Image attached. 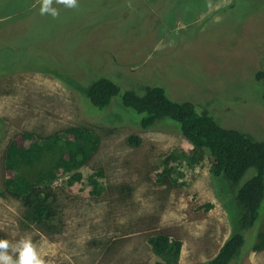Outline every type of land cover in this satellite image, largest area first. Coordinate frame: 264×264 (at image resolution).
I'll return each instance as SVG.
<instances>
[{
	"label": "rangeland",
	"instance_id": "obj_1",
	"mask_svg": "<svg viewBox=\"0 0 264 264\" xmlns=\"http://www.w3.org/2000/svg\"><path fill=\"white\" fill-rule=\"evenodd\" d=\"M206 1L77 0L76 8L54 3L59 10L54 19L40 14L36 0H0V71L7 63L40 70L69 67L82 80L100 73L120 91H144L158 85L171 100L194 104L219 126L264 140V106L260 105L264 79L256 78V72L264 69V0H221L222 4L209 0L215 5L210 8ZM30 3L32 14L16 19L15 11ZM258 63L261 66L256 68ZM92 69L94 73L84 74ZM62 78L38 70L2 77L0 120L6 122L0 134L7 137L41 123L52 129L83 126L96 132L102 142L98 157L107 154L113 174L108 184L134 187L129 196L121 191L109 196L113 214L106 215L110 210L102 206L95 209L98 221L102 224L99 219L115 217L119 224L116 232L122 231L125 223L136 231L120 254L103 260L94 250L78 244L89 238L87 226L94 216L90 205L76 203L74 207L72 202L60 207L64 234L56 241L20 232L16 224L19 202L0 198L1 238L14 241L30 235L50 264H153L156 258L145 244L139 246L147 249H139L137 241L145 242L142 234L146 229H166L184 242L178 264H203L213 258L236 232L238 215L234 216L230 207L231 189L232 193L238 190L254 171H246L239 184L231 186L211 177L203 160L191 166L175 161L167 184L154 183L152 176L161 170L160 161L168 151L189 146L177 125L159 121L139 132L138 115L118 104V96L113 107L98 110L86 98L80 99ZM132 133L140 137L137 148L125 143ZM4 144L3 139L0 154ZM144 160L148 164L142 175H133L130 162L135 161L138 169ZM179 181L184 186L177 187ZM71 190L85 196L89 187L79 182ZM207 204L212 208L205 209ZM263 216L264 199L257 222ZM257 222L243 232L241 264H264V250L254 253L250 249L259 232ZM66 240L68 247H63Z\"/></svg>",
	"mask_w": 264,
	"mask_h": 264
},
{
	"label": "trees",
	"instance_id": "obj_2",
	"mask_svg": "<svg viewBox=\"0 0 264 264\" xmlns=\"http://www.w3.org/2000/svg\"><path fill=\"white\" fill-rule=\"evenodd\" d=\"M31 5L30 3L16 10V19L22 14L24 17L30 16L33 11L30 10ZM258 64L256 68L261 66ZM6 65L8 67L0 71V79L15 72L45 71L58 79L63 77L67 84L76 88L78 95H82L98 110L108 108L112 99L118 96L119 104L138 115L139 132L153 127L159 121L174 122L179 135L189 146H177L168 151L169 154L162 159L164 169L159 177L173 171L172 164L175 161L191 166L203 160L211 177L220 178L231 186L238 185L246 171L253 170L254 175L240 185L238 190L232 193L231 189V194L236 196L230 207L234 216L238 215L235 234L222 243L213 258L203 263L241 264L243 232L251 229L258 221V211L264 199V140H257L241 131L219 126L207 112L199 111L194 104L171 100L164 88L158 85L145 87L144 91L137 88L120 91L116 83L100 73L95 74L94 69L84 73H94L91 81L84 85L81 83L82 79L72 74L69 67L40 70L30 67L15 68L12 63ZM66 76L70 80H66ZM77 78L80 80H76ZM256 78L264 79V69L256 72ZM260 105L264 106V101ZM256 112L258 115L257 108ZM2 129L4 127L1 125L0 130ZM19 132L7 137L4 132L0 134V144L3 139L5 141L1 155L3 158L0 161L3 178L0 198L19 202L21 210L16 224L20 232H32L36 236L58 241L64 234V226L59 216L60 207L72 202L75 203L71 205L74 207L76 203L82 206L90 205V212L94 216L87 226L89 238L85 243L79 241V247L84 245L86 249L94 250L95 255H100L103 260H112L115 255L120 254L126 240L136 229L132 226L131 231L125 223L122 231L116 232L119 228L116 218L111 221L108 218L99 219L102 223L100 224L95 209L102 206L105 210H110L108 198L111 194L121 191L124 196H129L134 187H129L127 183L114 186L108 184L107 181L113 174L107 166V154L98 157L99 144H102L99 136L81 126L52 129L43 123L38 124L35 129L23 128ZM126 141L127 146L136 148L141 142L135 133L128 135ZM110 164L114 165V162L111 161ZM147 164L144 160L137 169L135 161L130 162L132 174L141 176ZM124 166L126 168L128 164L125 163ZM177 176L181 177L180 172ZM79 182H85L89 187L88 195L77 196L72 192L71 186ZM154 183L164 185L155 178ZM182 185L184 186L182 181L177 183V187ZM208 208H212V205H205V209ZM113 213L110 210L106 215ZM257 224L259 232L251 246L254 253L264 250V216ZM104 226L112 232L104 229ZM156 230L146 229L145 234L141 233L145 242L137 241L138 248L149 249L156 258L153 264H178L183 243L173 234L167 233L166 229L160 232ZM99 234L102 235L99 237ZM67 240L63 247H68ZM142 244L146 247L139 246Z\"/></svg>",
	"mask_w": 264,
	"mask_h": 264
},
{
	"label": "clouds",
	"instance_id": "obj_3",
	"mask_svg": "<svg viewBox=\"0 0 264 264\" xmlns=\"http://www.w3.org/2000/svg\"><path fill=\"white\" fill-rule=\"evenodd\" d=\"M36 2L39 4V11H40L41 15H50L54 19L59 16V10L57 8L53 7L54 3L59 4V5H63L66 8H76L78 6L77 0H36ZM219 3L222 4L221 0L218 1V4ZM206 6L208 8H210L211 6L215 7V5L211 4L209 2V0L206 1ZM90 81L91 80H82L81 83L86 85ZM69 87L73 90V92L76 95H78L76 92V88L74 86L69 84ZM78 96L80 99L85 100V98L82 95H78ZM116 101H118V100H116V99L113 100L111 102L110 106L113 107ZM118 104H119V101H118ZM2 126L5 127V125H2ZM81 127H83V126H81ZM83 128L86 129L88 132H94L93 130H90L87 127H83ZM19 133L20 132H18V134ZM14 134H16V133H14ZM94 134L99 136L96 132H94ZM127 137L128 136H126V138ZM126 138H125V143L128 144L126 141ZM28 142L31 143L32 141H28ZM28 142H26V143H28ZM128 147L136 148V147H131V146H128ZM100 148H101V144H99L98 152H99ZM2 153H3V151L0 154V161L3 158L1 156ZM154 158H155V156H154ZM157 160H161V159L157 158ZM160 166H161V170L157 171L152 177L159 180L160 182H162L165 185V184H167L166 180L168 179V174L165 173L161 177H159V175L162 174L163 169H164L162 161H160ZM0 172H1L0 182L2 184L3 178H2L1 167H0ZM234 199H235V196H233L230 192V203ZM183 244H184V242H183ZM250 249H251V247H250ZM251 251H252V249H251ZM0 264H50V262L41 254L40 250L38 249L37 244L33 241L32 237L30 235H25V236L20 237L19 239L14 240V241L9 240L7 238H0Z\"/></svg>",
	"mask_w": 264,
	"mask_h": 264
},
{
	"label": "flooded vegetation",
	"instance_id": "obj_4",
	"mask_svg": "<svg viewBox=\"0 0 264 264\" xmlns=\"http://www.w3.org/2000/svg\"><path fill=\"white\" fill-rule=\"evenodd\" d=\"M5 122H6V121H5V119H4V118H3V119H1V120H0V126H1V125H4V124H5Z\"/></svg>",
	"mask_w": 264,
	"mask_h": 264
},
{
	"label": "bare ground",
	"instance_id": "obj_5",
	"mask_svg": "<svg viewBox=\"0 0 264 264\" xmlns=\"http://www.w3.org/2000/svg\"><path fill=\"white\" fill-rule=\"evenodd\" d=\"M37 144H38V143H37ZM41 146H42V145H41ZM56 149H57V148H56ZM47 150H48V149H47ZM57 150H58V149H57ZM55 151H56V150H55ZM57 152H58V151H57ZM66 170H67V169H66ZM71 176H72V175H71ZM71 176H70V177H71ZM63 177H64V176H63ZM66 177H67V176H66ZM59 178H60V177H59ZM59 178H58V179H59ZM64 178H65V177H64ZM60 180H61V179H60ZM59 182H60V181H59Z\"/></svg>",
	"mask_w": 264,
	"mask_h": 264
}]
</instances>
